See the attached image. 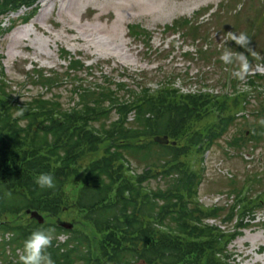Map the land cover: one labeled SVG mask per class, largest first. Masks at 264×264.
Returning a JSON list of instances; mask_svg holds the SVG:
<instances>
[{
  "label": "trees",
  "instance_id": "16d2710c",
  "mask_svg": "<svg viewBox=\"0 0 264 264\" xmlns=\"http://www.w3.org/2000/svg\"><path fill=\"white\" fill-rule=\"evenodd\" d=\"M37 1L0 0V16L26 7L31 11L23 21L28 22L38 11ZM204 26L210 23L185 19L167 30L183 32L194 45L205 42L195 53L184 52L186 59L224 65V50L213 49L212 37L201 34ZM131 32L134 38H154L140 26ZM4 34L0 22V36ZM237 51L251 64L257 59L250 42ZM61 57L70 59L68 70L85 73L36 68L37 79L28 77L25 86H42L41 91L23 90L28 95L20 99L0 69V234L14 233L17 248L36 230L69 234L67 244L56 247L53 241L47 249L55 264H230L228 246L264 209V192L253 193L257 178H249L236 190L237 204L207 209L200 201L202 163L205 152L233 129L227 141L231 150L257 148L264 141V76H249L250 90L238 91V82L226 73L221 81L232 90L185 95L173 85L175 71L161 69L133 79L124 70L119 79L68 50L62 49ZM150 75L156 88L148 84ZM62 88L67 97L53 95ZM243 111L259 122L240 119ZM167 135L178 146L155 143L156 136ZM43 173L54 176V187L37 184ZM29 209L55 223L41 225L28 217ZM63 217L73 220L74 231L55 221ZM209 218L238 222L234 232L224 233L207 225ZM5 254L0 244V258Z\"/></svg>",
  "mask_w": 264,
  "mask_h": 264
},
{
  "label": "rangeland",
  "instance_id": "374dc122",
  "mask_svg": "<svg viewBox=\"0 0 264 264\" xmlns=\"http://www.w3.org/2000/svg\"><path fill=\"white\" fill-rule=\"evenodd\" d=\"M38 5L35 25L32 21L28 24L21 23V17L29 11L26 8L7 18L0 17V21L5 19V29L10 28L12 22L16 24V27L0 38V61L5 68L6 78L14 86L12 90L17 92V99L24 94L28 95V92H21L23 90H30L31 94L41 91L42 86H25L28 77L37 79L36 68L57 67L63 73H85L84 69L79 72L68 70L70 59L66 61L61 57L62 49L119 79L124 74L123 69L128 70L126 76L133 79L142 73H154L162 69L166 72L175 71V84L184 91H199L208 87L209 90L223 92L221 80L225 76L224 67L226 72L233 75L239 68V62L237 61L235 68L230 66L232 64L221 66L219 62L209 64L203 59H186L185 51H196L194 42L191 39L185 40L181 31L167 30L169 26L185 19L197 22L211 8L212 13L221 14L219 17H212L210 26H204L201 34L212 37L214 50L218 48L235 52L236 42L228 39V32L235 31L237 34L246 33L250 46L257 53V59L249 64L250 73H247L246 78L235 79L240 84L239 89L246 88L247 76L250 74L264 75V0H40ZM199 12L203 14L197 17ZM209 18L207 15L201 21ZM133 26H140L153 34L154 38L148 41L145 36L132 37ZM222 36L226 43L221 42ZM200 40L202 42L199 41L197 45L205 43ZM175 43L176 48L173 46ZM163 51L165 52L161 54ZM188 73L195 78L188 80ZM151 79L152 75L148 78V84L156 86ZM163 82L166 83V80ZM55 94L64 99L69 93L62 88L54 91L53 95ZM51 97V93L46 95V98ZM63 99L61 102L67 104ZM134 116H131L130 121L134 120ZM249 121L252 124L259 122L255 117H251ZM235 131L233 129L207 155L204 166L208 168V172L201 190V200L206 206H226L230 209L237 204L236 190H240L249 178H257L253 193L264 192V141L257 148L253 146L242 151L231 150L227 141ZM142 170L143 167L139 169L140 172ZM155 184L153 187H156ZM165 187L162 183L161 188ZM256 216L249 229L243 231L228 246L230 264H264V239L257 244L252 239L264 233V209L257 210ZM66 218L59 221L73 223L72 219ZM216 222L225 231L233 230L235 225L223 224L222 218H218ZM67 236L63 235L62 238L67 240ZM243 238H247L245 243H242ZM16 248L12 247V250L16 251ZM22 252L23 248H19L15 256L9 250V256L7 253L2 256L0 264L20 263L19 255ZM141 263L144 262L133 261L131 264ZM76 264L84 262L78 261Z\"/></svg>",
  "mask_w": 264,
  "mask_h": 264
},
{
  "label": "clouds",
  "instance_id": "9594fccd",
  "mask_svg": "<svg viewBox=\"0 0 264 264\" xmlns=\"http://www.w3.org/2000/svg\"><path fill=\"white\" fill-rule=\"evenodd\" d=\"M228 39L235 41L237 45L242 47H246L250 42L248 35L243 32L237 34L235 31H229ZM221 42L226 43L223 36ZM234 57L239 62V68L234 71L233 75L240 80H244L249 71V62L246 55L243 53H234L228 49L224 50L220 55V59L225 64L233 63ZM36 182L41 188H52L55 186L54 176L48 173L40 174ZM54 233V228L34 231L30 237L25 240L23 252L19 255V261L22 262V264H55L51 254L47 251L53 244Z\"/></svg>",
  "mask_w": 264,
  "mask_h": 264
},
{
  "label": "water",
  "instance_id": "95a60500",
  "mask_svg": "<svg viewBox=\"0 0 264 264\" xmlns=\"http://www.w3.org/2000/svg\"><path fill=\"white\" fill-rule=\"evenodd\" d=\"M155 142L158 144H161V145H165V146L170 145V144H172L173 146L177 145V142L171 143L168 136H164V137L157 136L155 138ZM28 214H30L32 218L40 220V222H42V223L45 221L44 217L42 215H40V213L37 211L32 212L31 210H29ZM62 226L66 229H69V230H72L74 228V225L72 223H67V222L62 223Z\"/></svg>",
  "mask_w": 264,
  "mask_h": 264
},
{
  "label": "bare ground",
  "instance_id": "6f19581e",
  "mask_svg": "<svg viewBox=\"0 0 264 264\" xmlns=\"http://www.w3.org/2000/svg\"><path fill=\"white\" fill-rule=\"evenodd\" d=\"M143 2V1H142ZM128 3V2H127ZM47 5V4H46ZM35 23H36V19L34 20H32V24H34L35 25ZM24 32V31H26V30H20V32ZM19 32V33H20ZM17 37V36H16ZM252 239H253V242L254 243H258L259 241H261L262 239H264V233H261V234H259V235H257V236H254V237H252ZM247 241V238H243V240H242V243H245ZM264 259V258H263Z\"/></svg>",
  "mask_w": 264,
  "mask_h": 264
}]
</instances>
